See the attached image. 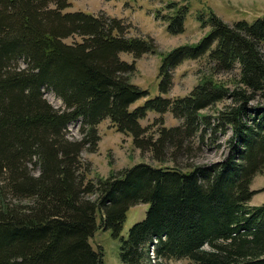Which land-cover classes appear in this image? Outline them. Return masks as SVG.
Returning <instances> with one entry per match:
<instances>
[{
  "label": "trees",
  "instance_id": "obj_1",
  "mask_svg": "<svg viewBox=\"0 0 264 264\" xmlns=\"http://www.w3.org/2000/svg\"><path fill=\"white\" fill-rule=\"evenodd\" d=\"M69 6L0 0V264H105L89 240L99 227L119 239L123 264H150V251L186 264H264V202L248 204L252 179L264 170V106L251 103L264 100V14L229 24L199 13L209 29L162 56L159 93L131 108L147 91L130 81L134 61L119 54L155 53L154 39L126 34L121 18ZM168 8V32H183L188 5ZM203 56L211 74L237 67L234 86L208 77L184 96H164L172 70ZM228 98L214 115L201 112ZM149 111H170L179 123L165 126L158 117L149 131L139 122ZM104 119L159 164L87 177L81 152L95 151ZM77 122L81 137L70 138L68 126ZM226 127L232 146L222 161L180 168L192 137L202 143ZM138 203H148L145 215L123 236L127 210Z\"/></svg>",
  "mask_w": 264,
  "mask_h": 264
},
{
  "label": "rangeland",
  "instance_id": "obj_2",
  "mask_svg": "<svg viewBox=\"0 0 264 264\" xmlns=\"http://www.w3.org/2000/svg\"><path fill=\"white\" fill-rule=\"evenodd\" d=\"M70 6L67 10H83L93 14L103 13L105 16L121 18L127 26L128 35L150 36L154 39L157 51L155 53H145L139 58H134L131 53L121 52V59L128 62L134 61L135 70L130 76V81L147 91L146 96L137 99L130 107L141 105L146 98H152L159 93V65L162 56L172 48L181 45L194 43L209 29L202 28L197 19L199 13L204 17L211 11L224 21L232 24L236 20H254L264 14V0H69ZM178 1L188 5V13L185 18L184 31L178 34H171L167 30V22L162 20V16L173 13V9L168 8L170 2ZM158 17H157V16ZM70 41V39H67ZM238 68L231 71L211 74L206 62V56L198 59H185L172 70L173 85L164 96L174 98L184 96L193 86L205 78L211 77L217 83L224 84L232 88L238 76ZM47 100L55 107H60L61 101L51 91L45 92ZM230 98L225 99L215 105L203 109L204 114L214 115L215 111L230 103ZM253 105L262 108L264 100L256 97L251 101ZM158 117H162L165 126H174L179 123V119L172 116L170 111L163 115L150 111L145 118L139 120L142 126L150 125L149 131H153L160 125ZM156 120V124H154ZM100 139L94 152L82 150L81 158L86 164L87 177H106L111 172L117 173L124 167L134 166L137 163H149L158 165L159 162L150 157V153L136 149L132 143V136L116 131L110 127L109 119H104L97 125ZM68 136L78 139L81 137L79 123L68 126ZM232 130L226 127L225 132L215 134L206 133L202 143L198 134L191 138L193 149L191 153L180 155L177 161L185 166L203 165L217 161H222L230 152L232 146ZM230 141V142H229ZM167 165L171 163L166 161ZM37 173V170H35ZM250 187L255 193L249 200L250 205H259L264 202V170L256 174ZM148 208V203H138L131 206L126 213V218L122 225L121 234L126 236L129 227L136 221L143 219ZM99 218L97 217V222ZM90 243L94 248L98 245L103 250V260L105 264H123L119 257V239L111 235L110 230L101 227L97 228L90 237ZM154 253L150 251V264H186V259H156Z\"/></svg>",
  "mask_w": 264,
  "mask_h": 264
}]
</instances>
